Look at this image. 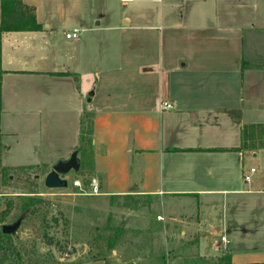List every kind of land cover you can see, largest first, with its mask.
Returning a JSON list of instances; mask_svg holds the SVG:
<instances>
[{"label":"crops","instance_id":"crops-1","mask_svg":"<svg viewBox=\"0 0 264 264\" xmlns=\"http://www.w3.org/2000/svg\"><path fill=\"white\" fill-rule=\"evenodd\" d=\"M22 1L43 27L0 30L2 166L90 126L101 193L153 197L203 263H263L264 0Z\"/></svg>","mask_w":264,"mask_h":264},{"label":"rangeland","instance_id":"rangeland-1","mask_svg":"<svg viewBox=\"0 0 264 264\" xmlns=\"http://www.w3.org/2000/svg\"><path fill=\"white\" fill-rule=\"evenodd\" d=\"M113 4L122 3L113 0ZM132 4L123 3V9ZM57 37L60 40V33ZM85 131V139L74 148L81 167L66 176L81 179L89 189L93 176L90 126ZM72 143L74 139H52L40 153L42 164L37 165L2 166L3 161L14 160L2 153L0 230L19 219L21 223L0 247V264H206L193 245L197 239L188 238L183 225L165 216L151 196L82 194L70 182L65 188L47 187V173L66 158L64 152ZM29 197L34 204L25 209ZM223 261L220 257L208 264Z\"/></svg>","mask_w":264,"mask_h":264},{"label":"trees","instance_id":"trees-1","mask_svg":"<svg viewBox=\"0 0 264 264\" xmlns=\"http://www.w3.org/2000/svg\"><path fill=\"white\" fill-rule=\"evenodd\" d=\"M1 9V20H0V30H40L42 29V24L36 19L34 7L25 4L22 0H0ZM254 126L248 127L244 126L245 139L249 135H253ZM259 127V126H258ZM263 131V130H261ZM264 145V139L258 140L257 146ZM34 204V199L29 197V203L25 207L27 209L30 205ZM11 235L9 233H4L0 230V247L4 246V243H8ZM113 246L112 244L110 247ZM224 261L221 264H236L232 263L229 255H224L221 257ZM238 264H264L259 262L252 263H238Z\"/></svg>","mask_w":264,"mask_h":264},{"label":"water","instance_id":"water-1","mask_svg":"<svg viewBox=\"0 0 264 264\" xmlns=\"http://www.w3.org/2000/svg\"><path fill=\"white\" fill-rule=\"evenodd\" d=\"M81 163L78 157V150H74L68 159L59 160L45 177V185L49 188H65L69 185V179L66 176L72 170L78 171ZM21 223V219L13 224H5L2 227L4 233L16 231Z\"/></svg>","mask_w":264,"mask_h":264},{"label":"built area","instance_id":"built-area-1","mask_svg":"<svg viewBox=\"0 0 264 264\" xmlns=\"http://www.w3.org/2000/svg\"><path fill=\"white\" fill-rule=\"evenodd\" d=\"M80 33V30L75 28L73 29L72 31H69L66 33V36L67 37H76L78 34ZM173 106V104L169 101H164L162 104H161V108L162 109H168V108H171ZM256 168L255 167H252V171H255ZM245 179L250 181L251 179V174H246L245 175ZM69 182L76 186V187H79L81 189V193L82 194H89V195H94V194H99L101 191H100V184L99 182L96 180V178H92L90 183H89V186L88 188L89 189H86L84 186H83V183H82V180L79 179V178H74V180H69ZM222 238V241L224 242H227V236L226 235H222L221 236Z\"/></svg>","mask_w":264,"mask_h":264}]
</instances>
